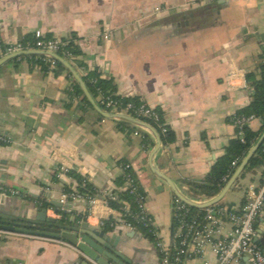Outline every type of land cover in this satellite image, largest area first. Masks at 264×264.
Returning <instances> with one entry per match:
<instances>
[{
	"label": "crops",
	"instance_id": "crops-1",
	"mask_svg": "<svg viewBox=\"0 0 264 264\" xmlns=\"http://www.w3.org/2000/svg\"><path fill=\"white\" fill-rule=\"evenodd\" d=\"M157 7L164 10L160 16L153 14ZM0 23L6 44L31 40L38 30L47 38L75 39L80 60L111 82L117 95L159 110L176 140L162 145L154 164L184 193V181L204 180L237 138L232 119L251 104L247 76L263 63L264 0H0ZM107 29L110 40L103 38ZM25 57L0 67V138L7 141L0 139V212L27 218L47 208V216L63 224L88 223L120 237L130 264H162L143 232L100 226L118 220L107 203L90 209L84 200H69L63 207L67 214L50 206L66 188L77 187L70 172L97 190H111L126 161L146 193V210L161 238L173 242L176 198L150 171L152 148L144 150L142 130L129 124L121 129L92 107L83 108L81 99L70 95L76 82L67 69L45 74ZM248 128L260 137L264 133L259 119ZM254 158L260 160L256 165ZM252 159L218 205L240 210L249 187L264 181L263 160L257 154ZM11 189L20 195L3 196L2 190ZM231 230L222 219L218 237ZM256 232L264 251V211ZM0 264L94 263L63 240L8 233L0 235ZM182 264H218V258L209 248L203 254L190 250ZM233 264L251 263L243 257Z\"/></svg>",
	"mask_w": 264,
	"mask_h": 264
},
{
	"label": "built area",
	"instance_id": "built-area-1",
	"mask_svg": "<svg viewBox=\"0 0 264 264\" xmlns=\"http://www.w3.org/2000/svg\"><path fill=\"white\" fill-rule=\"evenodd\" d=\"M163 8L157 7L154 9L153 14L160 16L163 13ZM2 24L0 23V59L14 53H18L25 50H41L44 52L55 53L59 55V52L65 45L63 41L55 38H47L45 34L38 30L34 34L33 48H25L22 43L6 44L1 34ZM112 33L108 29L103 35L105 40L112 38ZM50 63V73L56 69L57 62L48 59ZM99 102L105 108L104 110L111 113H119L133 116L137 119L139 117L150 118L154 121H159L160 117L156 109L144 104L136 107L133 104H127L125 107H121V103L114 101L111 97H100ZM137 116L132 115V112ZM141 120V119H140ZM254 117L238 118L234 115L232 122L237 130V134L241 141L244 142V129L249 127ZM163 133L166 132V128L162 129ZM3 142H7L4 138H0ZM262 151L264 153V143L262 145ZM237 161L232 163V167H237ZM131 165L127 166V169ZM65 172H69V169H63ZM228 182V181H227ZM126 189L130 193L137 191L136 185L129 179L126 183ZM3 196H19L20 193L16 190H2ZM107 195V191L104 192ZM248 200L240 210L231 209L226 206L215 205L214 207L205 210V215L202 219L197 217H191L189 206L175 200L173 206V217L177 220L178 226L173 235L172 244L166 243L159 233L154 219L147 213L146 199L140 203L139 215H133L130 213L128 205H126L122 211L118 213V220L113 221L112 227L116 228L121 226L125 229L136 231L133 221H136L144 228L148 230L154 239V244L160 253L162 264H182L185 256L188 255L190 250H193L195 254H203L204 251L211 249L218 258V264H233L238 262L243 257H248L251 264H264V251L257 241L256 223L264 211V181L258 186H251L247 191ZM103 197V196H102ZM78 201L84 200L92 209L102 200H99L96 196L83 195L77 191L63 192L60 202L65 205L66 201ZM106 203V201H103ZM62 212L64 211V208ZM67 214V213H66ZM129 216L131 221L126 220ZM222 219L229 221L232 226V230L227 237L220 238L218 234L221 231ZM105 222L101 223V227H104ZM8 234L6 231L0 230V235ZM175 253L172 255V252Z\"/></svg>",
	"mask_w": 264,
	"mask_h": 264
},
{
	"label": "trees",
	"instance_id": "trees-1",
	"mask_svg": "<svg viewBox=\"0 0 264 264\" xmlns=\"http://www.w3.org/2000/svg\"><path fill=\"white\" fill-rule=\"evenodd\" d=\"M34 38L28 40L26 42H21L25 48H33ZM64 46L59 52V55L71 63V65L76 69L77 72L80 70H84L85 72L81 73L83 81L87 85L90 93L94 97L95 101L102 107L100 104V97H111L114 101L121 103V107H125L127 104H133L136 107L143 105V102L137 98H125L119 96L115 93V87L109 81H104L101 79V75L97 69L91 71L88 69L87 65L80 60L82 56V52L78 47L76 40L72 39L70 41H64ZM26 59L30 61H34L45 74H49L50 72V63L44 57L37 56H27ZM24 58H21V60ZM66 68L60 63L56 64V69L53 71L56 74H60L66 72ZM248 82L253 87V98L251 104L245 109L239 111L236 116L238 118L243 117H254L255 119H259L263 123L264 129V55H263V63L259 67V71L256 74H251L247 76ZM70 95L73 98H80L83 108L91 109V105L84 98L80 87L73 83ZM159 114V121H154L150 118L139 117L142 121L150 124L154 127L162 137L163 145H170L175 142L176 136L172 130L168 128L165 124L162 113L159 110H156ZM132 115L137 116L134 111H131ZM119 127L121 129L131 128L126 123L119 122ZM166 128V132L163 133L162 129ZM137 130V129H135ZM139 134L142 137V144L145 151H149L153 146L152 137L145 132L139 131ZM244 142L241 141L240 137L237 134V138L234 139L230 145L228 146L225 155L220 158L215 165L212 167L208 175L204 180L195 181V180H185L182 187L190 198L194 200H202V199H211L216 197L225 187L227 181L232 177L235 172L236 167H232V163L237 161V167L243 161V159L247 156L250 149L257 141L260 139V133H253L249 130L248 127L244 129ZM257 155L264 162V153L262 151V147L258 150ZM260 160L258 158L252 159V164L256 165ZM131 165L129 162L122 161L120 162V167L122 169V175L120 179L114 182L113 189H106L104 191L97 190L92 184L89 183L87 179L84 177L70 172L69 176L72 177L77 184L76 190L78 193L83 195H91V196H103L104 200L108 204V206L116 211H122V209L128 205L130 209V213L133 215H139L140 208L139 205L146 199V193L140 185L139 179L132 168L127 169V166ZM131 179L132 182L136 185L137 191L135 193H130L128 189H126L127 181ZM72 189L66 188L65 192H71ZM107 191V195L104 192ZM142 197V199H140ZM191 217H197L198 219H202L205 215V210L195 209L189 207ZM126 220L131 221L129 216L126 217ZM203 220V219H202ZM113 220L106 222L104 228L108 230H113L114 228L111 226ZM174 223V232L177 229L178 222L176 219L173 221ZM133 225L136 228V231L143 232L150 240L154 242L153 237L148 234V230L142 226V224L133 221ZM8 227L7 224L0 222V230ZM175 253L172 252V255Z\"/></svg>",
	"mask_w": 264,
	"mask_h": 264
},
{
	"label": "water",
	"instance_id": "water-1",
	"mask_svg": "<svg viewBox=\"0 0 264 264\" xmlns=\"http://www.w3.org/2000/svg\"><path fill=\"white\" fill-rule=\"evenodd\" d=\"M25 56L44 57L60 63L69 71L76 84L80 87L84 98L91 105L94 111L101 117L132 125L150 134L154 139V144L148 157L150 171L155 177L168 185L177 200L191 208L206 210L218 205L236 184L241 174L247 169V167L250 166V160L257 154L258 150L264 143L263 133L257 143L251 148L247 156L243 159L232 177L228 180L223 190L216 197L206 201L194 200L184 192L180 191L176 184L167 175L156 168L154 160L157 154L160 152L163 144L160 133L154 127L133 116L111 113L104 110L95 101L87 85L83 81L82 76L76 71L70 62L58 54L44 52L41 50H25L1 58L0 67L11 60ZM64 180L65 179L63 178V181ZM73 190L75 191L76 188ZM44 197L51 199V193H45ZM98 199L104 201V197L102 196H98ZM49 204L50 206L55 207L56 214L59 212V209L63 207L61 202L58 200H49ZM47 213V208H40L38 210V214L35 217L30 216L27 218H20L0 212V222L8 225V227L2 231L29 237L45 238L57 241L63 240L77 249L87 260L93 262L94 264H130V260H128L120 251V246L123 243V240L120 237L108 236L105 230L92 229L88 223L66 225L63 224L62 220L49 218ZM64 214L66 213L64 212Z\"/></svg>",
	"mask_w": 264,
	"mask_h": 264
}]
</instances>
